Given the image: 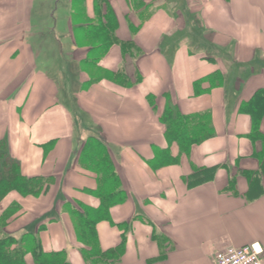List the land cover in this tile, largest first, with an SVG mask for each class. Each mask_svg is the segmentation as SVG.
Listing matches in <instances>:
<instances>
[{
  "label": "crops",
  "instance_id": "1",
  "mask_svg": "<svg viewBox=\"0 0 264 264\" xmlns=\"http://www.w3.org/2000/svg\"><path fill=\"white\" fill-rule=\"evenodd\" d=\"M259 98L264 0H0V143L47 184L0 203V216L20 208L1 237H35L68 264L112 251L110 264H215L227 248L264 249V196L247 198L264 151ZM191 121L205 137L174 134ZM101 188L114 196L103 212ZM207 192L210 205H188Z\"/></svg>",
  "mask_w": 264,
  "mask_h": 264
},
{
  "label": "trees",
  "instance_id": "2",
  "mask_svg": "<svg viewBox=\"0 0 264 264\" xmlns=\"http://www.w3.org/2000/svg\"><path fill=\"white\" fill-rule=\"evenodd\" d=\"M256 104L261 105V107L258 109L254 108L251 111L255 116H258L264 109V98H259ZM189 125L184 122L173 125L174 134L178 132L185 133L188 130L187 133H183L186 135V138L190 139V137L200 136L202 134L203 137H205L204 133L206 128L204 124L200 126L197 121H191ZM261 154L263 156L259 170L250 175L251 184L247 193L249 202H253L264 196V151ZM216 170L217 169H210L196 172L189 180L190 187H196L210 182L214 178ZM46 185L44 178L28 179L23 177L19 165L8 156L6 145L0 143V203L12 192H17L22 197L40 196L46 191ZM99 196L102 203L100 208L103 212L108 209L114 196L111 191L104 188H101ZM19 211V207L13 206L0 216V264H24V257L28 254L33 256L36 264H68L65 262L64 258H58L57 260L52 256L42 255L40 242L35 237L25 236L20 240H16L7 235L1 237L2 231L7 227L8 221ZM78 225H81L85 233L86 239L82 238V240L89 244L90 251L94 250L93 244H90L91 235L88 231V229H90L88 226L91 224L88 223L87 219L84 220L82 218ZM119 259L120 253L112 251L111 253L104 254L99 261L93 264H110L117 262Z\"/></svg>",
  "mask_w": 264,
  "mask_h": 264
},
{
  "label": "built area",
  "instance_id": "3",
  "mask_svg": "<svg viewBox=\"0 0 264 264\" xmlns=\"http://www.w3.org/2000/svg\"><path fill=\"white\" fill-rule=\"evenodd\" d=\"M215 264H264V249L259 244L227 248L215 255Z\"/></svg>",
  "mask_w": 264,
  "mask_h": 264
},
{
  "label": "bare ground",
  "instance_id": "4",
  "mask_svg": "<svg viewBox=\"0 0 264 264\" xmlns=\"http://www.w3.org/2000/svg\"><path fill=\"white\" fill-rule=\"evenodd\" d=\"M197 203L195 202H190L188 205H191V207L194 209H200L203 208L204 206L210 205L211 203V194L209 192L205 193L202 195ZM195 203V204H194Z\"/></svg>",
  "mask_w": 264,
  "mask_h": 264
},
{
  "label": "rangeland",
  "instance_id": "5",
  "mask_svg": "<svg viewBox=\"0 0 264 264\" xmlns=\"http://www.w3.org/2000/svg\"><path fill=\"white\" fill-rule=\"evenodd\" d=\"M39 16H42V15H39L38 13L34 14V20H38ZM49 20V19H48ZM55 37V34L53 33H50V34H45L43 36V38L47 39V40H52L53 38ZM52 45V44H51Z\"/></svg>",
  "mask_w": 264,
  "mask_h": 264
}]
</instances>
